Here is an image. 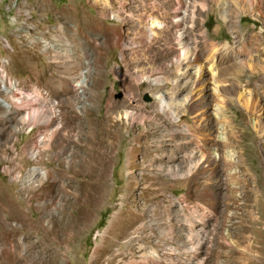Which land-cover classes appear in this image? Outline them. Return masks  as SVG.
I'll use <instances>...</instances> for the list:
<instances>
[{
  "label": "rangeland",
  "instance_id": "rangeland-1",
  "mask_svg": "<svg viewBox=\"0 0 264 264\" xmlns=\"http://www.w3.org/2000/svg\"><path fill=\"white\" fill-rule=\"evenodd\" d=\"M128 1L133 9L136 1ZM200 1L196 3L189 37H195L202 63L213 66L206 119L194 126L189 107L176 119L182 127L190 123L196 133L204 131L206 145L213 147L215 143L214 158L190 174L182 185L174 186L169 179L163 194L155 191L159 204L162 199L170 203L168 214L158 208L155 223L152 217H146L148 208L140 206L137 192L143 182L137 171L128 170L127 154L132 146H139L133 161L135 169H140L142 146L157 145L154 135L159 134L167 108L156 90H150L148 80L135 78L132 67L139 65L138 54L132 50L129 61L121 56V48H125L122 42L113 44L117 33L125 32V26L130 27V35L134 16L126 24L118 19V0H108L110 6L104 8L94 0H0V74L14 81V87L30 93L31 97L22 96L19 107L29 108L35 101L47 106L43 101L47 98L57 114L51 128L64 119L71 124L74 136L66 140V146L75 150L72 160L79 171L66 178L71 188L87 190L89 198L75 205L67 201L61 208L73 221L81 210L90 212L87 223L70 237L63 231L66 217L52 216V230L18 220L16 212L31 221H38L41 214L37 207L41 191L33 190L30 204L24 196L25 168L32 162L25 161L22 147L28 137L38 136L47 120L36 115L26 133L28 127L22 126L18 114L13 117L0 103V264H130L129 248L123 246L127 237L108 242L113 239L107 229L112 215L124 204L132 211L138 209L142 222L151 221V227H172L166 238L157 231L147 234L144 227L135 229L141 235L144 232L143 241H153L149 246L157 253L156 264H264V0H224L223 11L218 0H206L204 7H200ZM70 5L75 13L64 14L62 9ZM77 20L83 25L76 30ZM97 20L99 24L94 22ZM57 22L63 25L71 48L79 49L83 39L82 48L87 52L88 65L81 68L85 81L79 85L82 97L78 108L66 99L70 79L52 67L37 48L39 37L49 38L46 27ZM208 40L216 43L212 51ZM157 43L144 46L142 56L149 58ZM123 53L127 55L126 48ZM72 67L66 65L67 70ZM37 69L41 75H37ZM54 77L61 78L58 91L51 89L49 78ZM127 90H131L132 97ZM0 97L9 99L10 95L0 90ZM244 97L257 103L263 129L254 126L257 114L244 108ZM127 103H139L138 109L127 110L142 112L146 117L142 121L121 118L123 104ZM32 118L26 115L27 122ZM155 149L150 158L161 147ZM41 160L38 164L44 168L58 167V160L47 158L43 151ZM21 162L23 169L16 177L10 168ZM103 166V177L99 178ZM130 175L136 182L128 191ZM154 175L145 174L147 183L156 181ZM96 195L98 202L90 203Z\"/></svg>",
  "mask_w": 264,
  "mask_h": 264
},
{
  "label": "bare ground",
  "instance_id": "bare-ground-1",
  "mask_svg": "<svg viewBox=\"0 0 264 264\" xmlns=\"http://www.w3.org/2000/svg\"><path fill=\"white\" fill-rule=\"evenodd\" d=\"M107 1L108 0H94V2H99L103 8L110 6V3ZM118 1L116 9L117 18L124 23H128V19L133 15L134 22L131 24L133 25L132 29H130L132 33L130 32V35H128L127 33L130 27L125 26V32H118L116 36L117 39L113 44L119 45V42H122L126 48L127 55L124 56L123 53L125 48H121V56L122 58L128 57L129 59L127 60L129 61L132 50L134 54H138L139 65H137V67H132L135 69V78L148 80L150 90L152 92L156 90L155 92L158 93V97L167 108V114L164 117L165 121L162 122L163 124L159 125V134L157 136L154 135V143L157 145L142 146V152L140 154L142 167L140 169H135L136 165L133 161L134 152L139 146H132L127 154L128 170H130V172H132V169L133 171H137L139 173V178L143 182L141 188L137 192V196L139 200H141L140 206L143 209L148 208L149 213L147 212L148 215L146 217H152V221L156 223L158 208L161 209L164 214H168L170 203H166V201L162 199V201H160L161 204H159L155 199V191L159 194H163L164 189L169 186V179L172 180L174 186L182 185L185 183L186 179L189 178L190 174L200 169L209 158H214L213 148L215 147V143L213 142V147L206 145L204 133H202L204 131L196 133L194 127L190 123L182 127L176 119V117H178V119L181 118L185 109L189 107L192 112L194 126L198 127L202 121H205L206 108L208 107L206 95L210 96L207 88L211 89L213 66L212 64L205 65L202 63L196 47V39L195 37H189L192 32L191 28L196 14V5L200 0H135L136 2H134L132 6L133 9H131L128 0ZM205 1L206 0H201L199 2L200 7H204ZM218 6L219 9L223 11L226 7V1L218 0ZM75 10L76 9L73 8L71 9L70 5L64 7L62 12L72 15L75 13ZM88 19L92 21L90 17ZM93 20L96 19L93 18ZM97 21L94 22L99 24V21ZM75 24L77 30L79 26L83 25V22L77 20ZM46 33L49 38L39 37L37 39L39 44L37 48H39L41 54L47 57L52 67H56L63 72L65 78L68 77L70 79L68 90L63 87L62 89L68 92L66 98L68 104L74 108H78V103L79 105L81 104L80 100L82 97V94L79 92V85L85 81L81 68L85 64L88 65V60L85 55L87 52L82 48V42L84 40L81 39L79 41V49L73 50V47L71 48V43L65 37V29L59 22L54 26H47ZM157 41L159 42L157 43ZM94 42L96 41L94 40ZM155 42L157 43L156 46L153 48L150 57L146 59V57L142 56V49L144 46L150 47L149 45ZM215 45L216 43L213 40H208V46L211 51L216 48ZM31 57L32 56H29V61H31ZM129 63L130 62L127 64ZM66 65H73V67L67 70L68 68H66ZM36 71L38 72L37 75H41L39 69ZM68 78H66V80ZM60 79L55 77L49 78L52 90H57V86L61 84L59 83ZM16 87H14V81L11 82V80H7L2 73L0 74V90L4 95H10L9 99L0 97V103L2 107L7 110V113L11 112L13 117H15V114H18L22 126L26 125L28 127L26 133L33 127L35 123L34 117L38 114L46 118L47 124L39 131L38 136L34 138L31 136L28 137L22 147V156L26 159L25 161L32 162L29 167L25 168L23 179L25 183L22 184L24 185V196L30 204L29 197L34 194L33 190L36 189L37 191H41V201L37 206L41 210L39 220L31 221L28 218H24V215H21L19 212L15 214L17 218H19L18 220L22 222L27 220L28 222H26V224L29 226L42 224L46 230L53 229V224L50 223L52 216H55L57 219L59 217H66L67 222L64 225L63 231L70 237L80 226L86 224L90 218L89 210L85 209L81 210L79 217L73 221L68 215L62 212L61 208L67 201H71L75 205L78 200H87L89 198V192L87 190L71 188L69 186L71 181L66 178L69 173L76 175L79 171V168L74 166L72 160L75 155V150H68L66 146V140L74 136L72 126H70L71 124L68 123V120L64 119L63 123L57 121L53 128H51V121L56 118L57 114L47 98L43 100L48 103L47 106H45L43 102L42 105L38 101H35V104L29 108L27 106L19 107L18 104L21 102L22 96L28 98L31 97V95L29 92L25 93L23 90ZM36 93H38V91ZM40 94L42 95L41 91L38 95L40 96ZM18 95L19 97H16ZM127 95L132 97L131 90H127ZM53 101L56 100L54 99ZM138 104L139 103H134L133 105L128 103L123 104L124 107L120 117L127 120L137 119L138 121H142L144 117H146L144 113H140L139 111L129 112L127 110V107L135 110L138 109V107L141 106ZM242 104L249 112H256L257 116L253 119L254 126L258 130L263 129V124H261L263 118L260 116L257 103L253 102L248 97H244ZM27 114L33 117L29 122L26 121ZM44 123H46V121ZM15 130H18V128H15ZM226 137L229 139L230 133L226 134ZM218 142L222 143L220 140ZM159 146L161 149L154 157L150 158L152 156L150 152H152L154 148L158 150ZM50 149H52V151ZM41 151L44 152L47 158L57 159L58 167L50 166L51 168H44L38 164L42 161ZM145 162H147V164H145ZM62 166L63 169L61 168ZM22 169V162L15 163V165L10 168V173L14 172V175L19 177ZM104 170L105 168L103 166L100 170V174L98 173L99 178L103 177ZM146 173H156V175H154V180L156 181L147 183L148 179L147 176H145ZM230 177L234 178L235 176L231 174ZM129 179L128 191L136 182L132 175L129 176ZM130 193L131 192H129V195ZM93 201L95 204L98 202L97 195L90 203ZM121 202L124 203L123 201ZM137 213L138 209L132 211L129 209V206L125 204L118 208L112 215L110 224L107 227L113 236V239H108V242L118 240L121 236L127 237L123 242V246L129 248L130 264H156L155 259L157 253L154 248L149 246L150 243L153 244V241H150V243L143 241L144 237L142 235H144V232L141 235L140 232H137L135 229L144 227V230L146 228L148 232L147 234L154 235L156 233L155 231H157L159 235L162 237L165 236L166 238L170 236L172 227L167 226L162 229L154 226L151 227L149 225L151 221L146 223L142 222L143 217L141 216V218ZM26 224L24 222V225ZM190 238H192V234H190ZM135 248L138 250L136 249V251ZM119 249L120 247L118 246L117 250ZM137 260L138 262H136Z\"/></svg>",
  "mask_w": 264,
  "mask_h": 264
}]
</instances>
